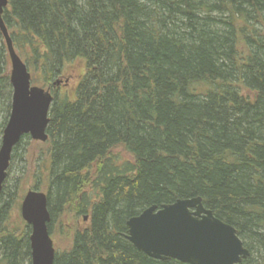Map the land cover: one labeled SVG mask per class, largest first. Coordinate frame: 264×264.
<instances>
[{"label":"trees","instance_id":"16d2710c","mask_svg":"<svg viewBox=\"0 0 264 264\" xmlns=\"http://www.w3.org/2000/svg\"><path fill=\"white\" fill-rule=\"evenodd\" d=\"M7 2L13 48L53 95L30 190L47 194L50 235L66 212L88 217L53 264H187L136 249L126 221L195 197L235 228L239 264H264V0ZM78 59L70 98L53 85ZM9 78L0 31V141ZM31 141L13 148L0 192V264H31L29 226L8 223L23 198L11 165Z\"/></svg>","mask_w":264,"mask_h":264},{"label":"water","instance_id":"95a60500","mask_svg":"<svg viewBox=\"0 0 264 264\" xmlns=\"http://www.w3.org/2000/svg\"><path fill=\"white\" fill-rule=\"evenodd\" d=\"M7 0H0V31L10 60L11 108L0 141V192L11 153L21 137L45 142L53 95L31 84L26 64L15 52L2 19ZM59 81L56 82L58 84ZM20 215L29 226L31 264H53L55 250L48 224L47 194L28 190L21 200ZM84 216L83 220H86ZM125 238L156 260L175 259L187 264H239L249 256L236 230L205 209L200 197L177 199L159 207L151 205L126 221Z\"/></svg>","mask_w":264,"mask_h":264},{"label":"rangeland","instance_id":"374dc122","mask_svg":"<svg viewBox=\"0 0 264 264\" xmlns=\"http://www.w3.org/2000/svg\"><path fill=\"white\" fill-rule=\"evenodd\" d=\"M85 72L84 62L82 60H74L73 62L65 65L63 73L59 77V83H54L53 87H57L61 93H66L70 98H73L75 88ZM33 85V84H32ZM36 85V84H34ZM37 86H40L37 84ZM48 88V87H46ZM44 87V89H46ZM39 141L32 140L28 145H25V160L24 162L16 157L11 165L10 175L20 176V190L23 191V195L30 189L33 188V182L31 180V172L36 168V155L39 153ZM28 151V153H27ZM23 165V166H22ZM24 167L25 172L22 168ZM24 174V175H23ZM44 192V191H43ZM45 193V192H44ZM22 195V196H23ZM22 200V199H21ZM17 209L11 210V215L9 218V224L17 223L19 220L23 219L20 215V204ZM87 216V215H86ZM24 222V221H23ZM25 223V222H24ZM88 226V217L83 220L82 217L76 218L72 212L64 213L60 218L56 217L51 224L50 235L53 241V247L56 252H61L66 250L71 242L73 229H83Z\"/></svg>","mask_w":264,"mask_h":264},{"label":"flooded vegetation","instance_id":"af4514ba","mask_svg":"<svg viewBox=\"0 0 264 264\" xmlns=\"http://www.w3.org/2000/svg\"><path fill=\"white\" fill-rule=\"evenodd\" d=\"M86 216V215H85ZM84 218V217H83Z\"/></svg>","mask_w":264,"mask_h":264}]
</instances>
